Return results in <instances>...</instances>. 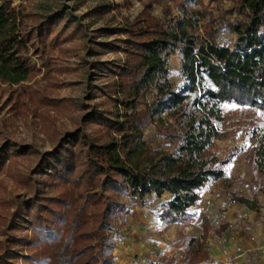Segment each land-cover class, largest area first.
Returning <instances> with one entry per match:
<instances>
[{"label": "trees", "instance_id": "16d2710c", "mask_svg": "<svg viewBox=\"0 0 264 264\" xmlns=\"http://www.w3.org/2000/svg\"><path fill=\"white\" fill-rule=\"evenodd\" d=\"M160 1H175L178 15L167 19L151 15L152 2ZM229 1L231 18L222 22L232 35L229 39L220 37L222 26L199 32L201 12L188 7L199 0H147L133 20L97 28L91 36L61 10L37 16L27 26L28 14L0 4L1 76L25 78L27 52L38 53L40 45L58 43L60 22L81 38L84 59L98 54L96 47L122 54L118 60L95 59L90 64L89 71L96 70L103 81L102 102L92 104L83 126L58 138L52 150L39 155L35 170L49 181L65 183L72 177L75 187L84 183L91 191L77 189L66 200L47 197L34 186L33 194L15 207L17 222L11 220L3 231L0 264H113L112 250L123 236L113 219L118 217V224H123L127 210L106 191L142 202L166 195L161 218L175 221L181 217L180 223L187 222L186 210L199 199L197 191L209 179L224 175L220 168L224 161L207 151L222 135L219 105L235 103L264 114V0ZM101 35L115 38L99 43L92 38ZM174 53L183 78L180 88L167 80V59ZM151 89L155 94L147 102L145 94ZM152 122L174 141L170 150L151 148L142 138V128ZM87 125L97 130L88 131ZM11 147L8 142L0 146V166ZM253 163L264 172V142L254 150ZM80 199L84 203L78 206ZM235 201L247 202L244 198ZM87 207L92 209L90 220H97L95 227H88ZM21 223H26L30 234L19 238L14 231L23 227ZM194 225L203 234L178 231L182 253L158 255L155 264H217L205 247L207 219Z\"/></svg>", "mask_w": 264, "mask_h": 264}, {"label": "rangeland", "instance_id": "374dc122", "mask_svg": "<svg viewBox=\"0 0 264 264\" xmlns=\"http://www.w3.org/2000/svg\"><path fill=\"white\" fill-rule=\"evenodd\" d=\"M146 2L147 0H0V4H8L28 14L25 18L27 26L33 24L37 16L61 10L68 20H78L87 36H91L97 28L117 27L126 20H133L144 10ZM229 6V0H199L197 4L188 7L201 12L199 32L204 27L222 26L220 37L229 39L232 35L222 23L231 18ZM149 13L161 19L178 15L175 1L152 2ZM56 28L62 32L58 43L40 45L38 53L32 50L27 52L29 72L25 78L0 75V146L7 142L13 145L9 157L0 166V244L4 240L3 231L7 224L11 220L17 222L18 217L13 213L15 207L33 194L34 186L43 189L42 194L47 197L60 196L66 200L72 199L78 190L90 189L84 183L78 189L72 177L65 183L49 181L44 174H35V170L39 155L52 150L58 138L72 132L79 125L83 126L84 115L92 104L102 102L103 96L99 90L103 81L96 70L89 71L90 64L95 59L118 60L122 54L109 50L103 52L96 47L98 54L87 55L84 59L81 38L75 36L69 27H63L62 22ZM92 38L99 43L115 37L101 35ZM166 67L167 80L174 87L180 88L183 78L175 53L168 57ZM154 94L155 89H151L145 94V100L150 102ZM219 108L223 117L220 125L222 135L214 140L207 151L224 161L220 167L224 175L220 179H209L197 191L199 199L188 214L193 220L201 210V213L207 215L213 228L223 222L224 212L233 207L235 210L246 206L249 210L264 211V172L259 171L253 163L254 150L260 142H264V114L255 108L235 103L224 102ZM161 116H164V112ZM166 120L172 123L171 119ZM86 129L94 132L97 127L87 125ZM142 138L151 148L170 150L174 143L162 135V128L159 129L154 122L142 128ZM16 144L22 147L14 146ZM105 194L125 205L127 214L123 224H118V217L113 222L119 225L122 235L125 234L127 239L133 240L134 237L140 239L143 245L157 248L177 246L175 252L180 249V245L182 247L181 240H177L178 231L189 235V227L185 229L187 233H184L180 226L181 217L176 218L174 223L161 218L165 202L163 198L152 197L142 202L110 191ZM236 198H244L247 202L240 203L235 201ZM82 203L84 201L80 199L78 206ZM91 211V207H87L86 222L89 228L97 225V220H90ZM243 218L246 219V216ZM21 224L23 227L14 231L19 238L30 234L26 223ZM238 224L245 226L246 223L240 221L233 225ZM226 234L228 230L222 232L223 236ZM212 235L209 234L210 238L205 240L209 254L216 250V244L212 240L216 237ZM104 236H107L106 233ZM125 242L122 239L115 242L112 250L113 264H117L118 258L123 254L122 249L118 253L115 248L119 247V243ZM157 242L160 245H156ZM97 248L99 247L94 252ZM139 248L127 253L129 262L132 261L133 254H138V260L142 259L137 251ZM176 255L179 256L178 253ZM134 260L133 262L138 261Z\"/></svg>", "mask_w": 264, "mask_h": 264}, {"label": "crops", "instance_id": "0c3cea01", "mask_svg": "<svg viewBox=\"0 0 264 264\" xmlns=\"http://www.w3.org/2000/svg\"><path fill=\"white\" fill-rule=\"evenodd\" d=\"M160 198H163L165 201L167 196L163 195ZM197 203V201H196ZM195 203V204H196ZM190 206L186 213L189 214V209L193 206ZM264 211H254L249 210L248 207L242 206L238 208V210L233 207L232 209H228L224 212V220L220 224L216 225V228H213L206 214L197 212L194 219L188 216V220L185 223H180V226L183 227L182 231L184 233L185 229L189 227V235H197L201 236L203 234L200 227L195 226L194 223H197L201 220V218H206L208 222V230L205 235V240L209 239V234H213L212 237H216V239H212L216 244L214 248L216 250L213 254H209V257L212 261L217 264H264V217H262ZM246 216V219L243 218ZM232 223H230V222ZM246 223L245 226L242 224L233 225L238 222ZM176 221H171L174 223ZM179 228V226H177ZM231 229V230H229ZM224 230H228V234L226 236L222 235ZM125 234L122 236V240L126 242L124 244L119 243V247L115 248L116 252L119 250H123V254L120 258H118L117 264H155L157 262L158 255L171 257L172 255H176L177 253L180 255L182 253V247L180 245V249H175L177 246L170 247H160L143 245L141 240H137L132 237L126 238ZM124 238V239H123ZM130 239V240H129ZM206 244V243H205ZM156 245H160L159 242ZM221 245V248L220 246ZM137 247H140L137 251L142 257V259L138 260L137 255L133 254L132 261H128V254L134 251ZM206 247V246H205ZM209 253V250H208ZM136 259L137 262H133ZM116 264V263H114Z\"/></svg>", "mask_w": 264, "mask_h": 264}]
</instances>
